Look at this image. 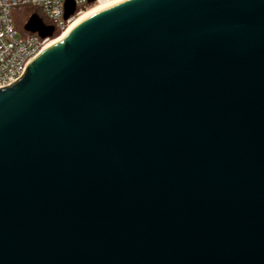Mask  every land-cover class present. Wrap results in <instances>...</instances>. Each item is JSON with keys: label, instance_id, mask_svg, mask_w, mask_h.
I'll use <instances>...</instances> for the list:
<instances>
[{"label": "water", "instance_id": "95a60500", "mask_svg": "<svg viewBox=\"0 0 264 264\" xmlns=\"http://www.w3.org/2000/svg\"><path fill=\"white\" fill-rule=\"evenodd\" d=\"M0 264H264V0L122 1L0 89Z\"/></svg>", "mask_w": 264, "mask_h": 264}, {"label": "built area", "instance_id": "2783aa9c", "mask_svg": "<svg viewBox=\"0 0 264 264\" xmlns=\"http://www.w3.org/2000/svg\"><path fill=\"white\" fill-rule=\"evenodd\" d=\"M76 13L65 19L66 0H0V89L9 87L24 74L31 63L48 46L56 33H63L71 22L89 6L111 0H73ZM37 9L44 18L34 10L46 26L55 30L53 37L41 38L38 34L19 30L14 23L13 12L17 9Z\"/></svg>", "mask_w": 264, "mask_h": 264}, {"label": "bare ground", "instance_id": "6f19581e", "mask_svg": "<svg viewBox=\"0 0 264 264\" xmlns=\"http://www.w3.org/2000/svg\"><path fill=\"white\" fill-rule=\"evenodd\" d=\"M122 1L125 0H111L108 2H99L96 3L92 8L88 9L87 11H83L82 13L79 14V16L77 18H75L73 20V22L70 23V25L68 26V28L56 39H53L50 41V43L48 44V46L46 48H48L49 46L55 44L56 42H58L59 40H62L65 38V35L78 23L82 22L83 20L89 18L90 16L104 10L107 8H110Z\"/></svg>", "mask_w": 264, "mask_h": 264}, {"label": "rangeland", "instance_id": "374dc122", "mask_svg": "<svg viewBox=\"0 0 264 264\" xmlns=\"http://www.w3.org/2000/svg\"><path fill=\"white\" fill-rule=\"evenodd\" d=\"M94 5L89 6L87 9L84 10V12L87 11L88 9L92 8ZM34 10L37 11L39 13V15L44 18L42 13L37 9L32 10V9H27V8H23V9L19 8L13 12L14 23L18 27L19 30H23L24 25L27 23L30 16L34 13ZM60 35H61V33H60ZM59 36H57V37L55 36L53 39H56Z\"/></svg>", "mask_w": 264, "mask_h": 264}, {"label": "trees", "instance_id": "16d2710c", "mask_svg": "<svg viewBox=\"0 0 264 264\" xmlns=\"http://www.w3.org/2000/svg\"><path fill=\"white\" fill-rule=\"evenodd\" d=\"M35 13H36V11H35ZM59 35H60V33H56V35H55V36L57 37V36H59Z\"/></svg>", "mask_w": 264, "mask_h": 264}]
</instances>
